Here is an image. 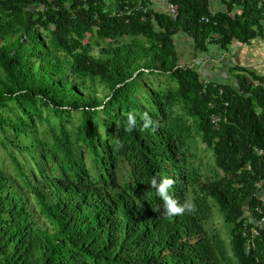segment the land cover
Masks as SVG:
<instances>
[{
    "label": "trees",
    "instance_id": "trees-1",
    "mask_svg": "<svg viewBox=\"0 0 264 264\" xmlns=\"http://www.w3.org/2000/svg\"><path fill=\"white\" fill-rule=\"evenodd\" d=\"M215 1L0 0V264H264V72L178 49L264 43V1ZM154 175L192 208L167 216Z\"/></svg>",
    "mask_w": 264,
    "mask_h": 264
},
{
    "label": "crops",
    "instance_id": "crops-1",
    "mask_svg": "<svg viewBox=\"0 0 264 264\" xmlns=\"http://www.w3.org/2000/svg\"><path fill=\"white\" fill-rule=\"evenodd\" d=\"M150 1L152 3V8L154 10H157L160 12H166V8H167L166 0H150ZM222 9H223L222 3L219 0L215 1L213 4V10L217 12V11H221ZM237 44L241 45L239 43H234L231 48H233ZM252 46L253 44L247 47L250 48ZM248 48L246 49L247 51H248ZM178 49H179V52L181 50L180 55H181L182 60H186L187 63L190 61H193L192 63L194 64H192V66H195L196 68H198L199 71L202 74H204V76L208 78L212 77L213 79H214L213 76H215L216 79L219 78L218 74H221L222 78H226V79L230 78L227 72H224V73L221 72L222 71L221 64L227 63L229 65H233L237 61L239 64H241L240 62L241 54L240 53L241 51L242 53L246 51L244 50L243 47L239 46V47H236L235 48L236 50H234L232 53L230 52V54H223V56L219 58L212 59L211 57L207 55H200V54L196 56V53L193 49L192 41L185 36L179 37ZM250 50L251 49H249V51Z\"/></svg>",
    "mask_w": 264,
    "mask_h": 264
},
{
    "label": "clouds",
    "instance_id": "clouds-1",
    "mask_svg": "<svg viewBox=\"0 0 264 264\" xmlns=\"http://www.w3.org/2000/svg\"><path fill=\"white\" fill-rule=\"evenodd\" d=\"M140 119L143 121L142 131H147L149 129L155 131V121L148 112H144L140 116ZM136 126L137 116L133 111H130L126 114V130L132 131ZM116 146L117 148L121 146L119 140H117ZM174 183H176V181L171 177L161 178L159 175H154L150 179V186L155 190V194L163 201L165 214L169 217L181 214L192 208L191 201L185 200L181 203L170 191ZM156 211H159V209Z\"/></svg>",
    "mask_w": 264,
    "mask_h": 264
},
{
    "label": "rangeland",
    "instance_id": "rangeland-1",
    "mask_svg": "<svg viewBox=\"0 0 264 264\" xmlns=\"http://www.w3.org/2000/svg\"><path fill=\"white\" fill-rule=\"evenodd\" d=\"M239 46L243 47L244 50H246L248 48L247 46L237 44L233 48H231L230 52L232 53L234 50H236L235 48L239 47ZM249 49H251V50L249 51ZM180 53H181V50H180ZM240 54H241L240 62L243 65L250 66V68H252V69H256L257 71L264 72V43L254 42L253 46L248 48V51L246 50L243 53L241 51ZM210 56H215V58H219V57L223 56V53L218 52L217 49H211L210 50ZM192 62L193 61H190L187 63L186 60H182L183 64L192 65V64H194ZM221 66H222V64H221ZM160 80L165 85L168 84L167 83L168 79L166 77H162ZM198 154H199V156H203V155L205 156L206 163H210V164L214 163L213 154L211 151H205V150L203 151V150L199 149ZM9 164H10L9 158H8L7 154L4 152L3 147L1 146V143H0V165L8 166ZM215 222H216V225L221 229L223 234L226 235V228L224 227L223 222H222L220 216L218 215L217 211L215 212Z\"/></svg>",
    "mask_w": 264,
    "mask_h": 264
},
{
    "label": "built area",
    "instance_id": "built-area-1",
    "mask_svg": "<svg viewBox=\"0 0 264 264\" xmlns=\"http://www.w3.org/2000/svg\"><path fill=\"white\" fill-rule=\"evenodd\" d=\"M262 1H264V0H262ZM137 10L143 11V13H145V14L149 11L147 8H145L143 10L140 7H138ZM166 13H167L168 16H170L174 20L179 17V9H178V7L176 5H173V4H168L167 5ZM143 19H144V17H143ZM222 120H223V118H222L221 115H218V114H212L211 115V122H212V124H213V126L215 128H220ZM262 153L263 152H261V154ZM260 187H261V185H260ZM263 222H264V219H263Z\"/></svg>",
    "mask_w": 264,
    "mask_h": 264
}]
</instances>
